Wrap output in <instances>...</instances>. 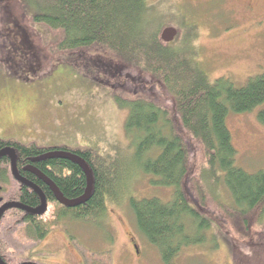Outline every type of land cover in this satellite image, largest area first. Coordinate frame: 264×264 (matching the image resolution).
<instances>
[{
	"label": "rangeland",
	"instance_id": "rangeland-1",
	"mask_svg": "<svg viewBox=\"0 0 264 264\" xmlns=\"http://www.w3.org/2000/svg\"><path fill=\"white\" fill-rule=\"evenodd\" d=\"M38 2L0 0V137L45 149H90L115 158L117 183L101 214L54 223L43 240L29 239L22 215L6 212L0 222L1 255L6 264H163L158 250L137 231L125 195L167 202L173 190L158 185L153 176L129 177L134 143L125 131L128 110L117 99L151 101L169 112L178 129L173 101L149 75L106 50L57 51L62 36L35 20ZM147 5L159 36L165 27H175L173 43L192 49L210 82L227 78L240 88L264 74V0H147ZM246 6L253 11L247 13ZM261 110L264 104L226 118L236 166L249 174L264 171V126L257 120ZM192 156L198 170L204 160L197 151ZM11 181L0 195L4 201L16 199L19 191L17 181ZM219 194L218 199L207 192L203 213L212 226L205 232L206 243L183 249L176 264H235L231 240L241 264H261L250 249L264 242V215L253 242H247L221 217L219 204L230 200L221 185ZM53 212L48 204L41 220L50 222Z\"/></svg>",
	"mask_w": 264,
	"mask_h": 264
},
{
	"label": "trees",
	"instance_id": "trees-1",
	"mask_svg": "<svg viewBox=\"0 0 264 264\" xmlns=\"http://www.w3.org/2000/svg\"><path fill=\"white\" fill-rule=\"evenodd\" d=\"M38 1L40 11L35 20L62 36L57 51L68 54L106 50L122 63L149 75L173 101L178 129L169 112L151 101L117 99L119 107L128 110L125 131L134 143L129 177L153 176L158 185L173 190L167 202L156 197L137 199L125 195L137 231L158 250L163 264H176L183 249L206 243L205 232L212 226L211 219L203 213L208 209L207 192L213 198L221 196L220 185L230 200L229 204L219 202L221 217L236 236L252 243L257 235L255 227L264 215V171L249 174L236 166L237 152L226 118L230 113L252 112L264 104V74L250 78L240 88L227 78L210 82L189 46L161 41L147 0ZM186 29L192 31L191 27ZM257 120L264 126V110L258 112ZM5 148L15 151L19 175L35 184L55 209L50 222L13 209V213L22 215L20 221L29 239L43 240L54 223L67 218L96 217L105 209L106 196L116 188L115 158L101 157L90 149H62L79 155L89 165L93 189L89 200L79 207H61L48 187L24 168L31 165L38 169L67 199L84 193L86 180L82 170L63 159L34 161L47 149L0 137V151ZM195 151L204 160L198 170L192 164ZM10 167L9 158L1 157L0 195L11 180L16 182ZM16 183L19 191L16 199L10 201L37 208V193ZM257 245L250 250L264 264V242ZM229 246L234 263L241 264V255L232 240ZM0 258L5 262L1 252Z\"/></svg>",
	"mask_w": 264,
	"mask_h": 264
},
{
	"label": "water",
	"instance_id": "water-1",
	"mask_svg": "<svg viewBox=\"0 0 264 264\" xmlns=\"http://www.w3.org/2000/svg\"><path fill=\"white\" fill-rule=\"evenodd\" d=\"M177 34H178V30L175 27H171V26L165 27L160 33V39L162 42L169 44L174 41V39L177 37ZM4 156L8 157L10 160V166H11L10 170L12 177L18 183L25 185L34 192H36L40 198V205L37 208L32 209L18 202H4L3 199L0 198V221L4 213L11 209L21 210L25 213L32 214L35 216H42L47 210V200L45 195L35 184H33L32 182L26 180L25 178L19 175L18 170L16 168V153L12 148L2 149L0 151V158ZM48 159L67 160L77 165L82 170L86 180V188L84 193L79 198L76 199L65 198L62 195V193L59 191V189L56 187V185L35 167L29 165L25 167L24 170L35 176L42 183H44L48 187V189L52 192L57 203H59L61 206L66 208H76L86 203L89 200L93 189V177L89 165L79 155L65 150H49L44 154L40 155L39 157L35 158L34 161L39 162ZM0 264H6V263L0 258ZM24 264H31V263H24Z\"/></svg>",
	"mask_w": 264,
	"mask_h": 264
},
{
	"label": "flooded vegetation",
	"instance_id": "flooded-vegetation-1",
	"mask_svg": "<svg viewBox=\"0 0 264 264\" xmlns=\"http://www.w3.org/2000/svg\"><path fill=\"white\" fill-rule=\"evenodd\" d=\"M223 1H224V2H228V1H230V0H223ZM244 10H247V11H246L247 13L253 11V9H252L251 7H249V6H246ZM233 13H236V14H237V13H239V12H234V11H233ZM18 203H19V202H18ZM8 211H10V210H8ZM8 211H7V212H8ZM38 217L41 218L40 216H38ZM83 261H84V260H83ZM83 261H82V263L84 264Z\"/></svg>",
	"mask_w": 264,
	"mask_h": 264
},
{
	"label": "bare ground",
	"instance_id": "bare-ground-1",
	"mask_svg": "<svg viewBox=\"0 0 264 264\" xmlns=\"http://www.w3.org/2000/svg\"><path fill=\"white\" fill-rule=\"evenodd\" d=\"M62 207V206H61Z\"/></svg>",
	"mask_w": 264,
	"mask_h": 264
},
{
	"label": "crops",
	"instance_id": "crops-1",
	"mask_svg": "<svg viewBox=\"0 0 264 264\" xmlns=\"http://www.w3.org/2000/svg\"><path fill=\"white\" fill-rule=\"evenodd\" d=\"M40 148V147H39Z\"/></svg>",
	"mask_w": 264,
	"mask_h": 264
}]
</instances>
